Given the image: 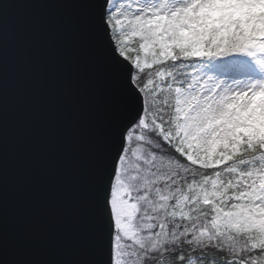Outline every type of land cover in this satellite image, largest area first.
<instances>
[{
  "label": "snow or ice",
  "instance_id": "6c2138e0",
  "mask_svg": "<svg viewBox=\"0 0 264 264\" xmlns=\"http://www.w3.org/2000/svg\"><path fill=\"white\" fill-rule=\"evenodd\" d=\"M66 7L87 15L109 115L76 189L78 251L30 254L11 242L41 180L21 20ZM50 207L29 209L30 236ZM0 264H264V0H0Z\"/></svg>",
  "mask_w": 264,
  "mask_h": 264
},
{
  "label": "water",
  "instance_id": "95a60500",
  "mask_svg": "<svg viewBox=\"0 0 264 264\" xmlns=\"http://www.w3.org/2000/svg\"><path fill=\"white\" fill-rule=\"evenodd\" d=\"M33 32L19 40L25 67L39 88L32 113L41 119V136L31 145L41 180L30 197L20 191L13 214L11 242L24 253L74 255L76 189L103 139L109 115V80L103 56L87 28L83 10L66 7L26 14ZM30 81H22V88ZM51 204L41 222L43 236H30V208Z\"/></svg>",
  "mask_w": 264,
  "mask_h": 264
}]
</instances>
